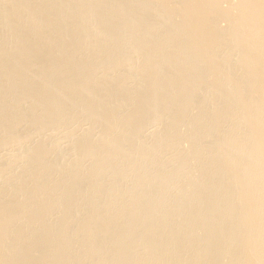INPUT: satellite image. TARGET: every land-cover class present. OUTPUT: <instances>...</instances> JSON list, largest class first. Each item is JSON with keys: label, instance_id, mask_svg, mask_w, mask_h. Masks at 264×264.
<instances>
[{"label": "bare ground", "instance_id": "obj_1", "mask_svg": "<svg viewBox=\"0 0 264 264\" xmlns=\"http://www.w3.org/2000/svg\"><path fill=\"white\" fill-rule=\"evenodd\" d=\"M0 264H264V0H0Z\"/></svg>", "mask_w": 264, "mask_h": 264}]
</instances>
